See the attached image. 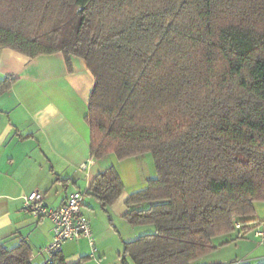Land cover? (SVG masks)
Instances as JSON below:
<instances>
[{
	"label": "trees",
	"instance_id": "16d2710c",
	"mask_svg": "<svg viewBox=\"0 0 264 264\" xmlns=\"http://www.w3.org/2000/svg\"><path fill=\"white\" fill-rule=\"evenodd\" d=\"M0 49L84 60L91 157L151 155L156 177L122 218L153 231L124 242L121 264H194L215 238L253 228L264 202V0H0ZM122 191L110 166L85 194L106 211ZM30 259L26 242L0 243V264ZM52 264H66L61 253Z\"/></svg>",
	"mask_w": 264,
	"mask_h": 264
},
{
	"label": "crops",
	"instance_id": "0c3cea01",
	"mask_svg": "<svg viewBox=\"0 0 264 264\" xmlns=\"http://www.w3.org/2000/svg\"><path fill=\"white\" fill-rule=\"evenodd\" d=\"M6 78L14 82L0 94V243L10 249L24 241L31 250L30 263L43 264L45 257L39 251L51 242L52 225L23 212L24 196L38 192L45 205L57 208L73 192H86L97 174L113 166L123 183L121 195L103 211L92 195L85 194L83 213L90 202L107 215L113 210L123 219L126 199L145 188L148 180L140 174V157L120 162L113 154L99 160L91 157L84 117L94 79L84 60L72 56L67 62L61 53L30 59L0 49V82ZM83 164L85 170L80 169ZM254 210L255 222L264 221V204L255 203ZM146 227L150 226L134 227L128 233L132 239L119 236L115 244L111 230L94 225V257L85 239L66 242L61 255L66 264L82 258L86 259L83 264H121L124 242L138 237ZM235 238V234L215 238L214 251L194 264L264 262V246L251 233Z\"/></svg>",
	"mask_w": 264,
	"mask_h": 264
},
{
	"label": "built area",
	"instance_id": "2783aa9c",
	"mask_svg": "<svg viewBox=\"0 0 264 264\" xmlns=\"http://www.w3.org/2000/svg\"><path fill=\"white\" fill-rule=\"evenodd\" d=\"M80 169L85 170L86 165L83 164ZM84 195L85 192L75 191L57 208L45 205L43 196L38 192L23 197L24 213L49 220L52 225L51 242L39 251V255L45 257L43 264H52L54 256L61 253L62 246L68 241L85 239L91 249V256L94 257L96 254L97 248L91 225L83 213ZM233 226L239 229L241 223L234 221ZM249 233L260 246H264V221L255 222Z\"/></svg>",
	"mask_w": 264,
	"mask_h": 264
},
{
	"label": "rangeland",
	"instance_id": "374dc122",
	"mask_svg": "<svg viewBox=\"0 0 264 264\" xmlns=\"http://www.w3.org/2000/svg\"><path fill=\"white\" fill-rule=\"evenodd\" d=\"M139 160V168H140V174L143 177L144 180L153 179L156 177V172L154 168V163L152 160V157L150 154H146L138 158ZM256 203H263L264 202H256ZM85 215H87L91 226H94L98 229H109L111 230L114 239L115 244L118 243L119 236L122 237L125 240L132 239L130 235H128L129 232L134 230V226L129 225L124 219H121L115 215L113 210H110V215H107L102 210H100L98 207H94L92 203H88L85 207ZM239 219H236L234 221H237ZM147 229L143 230L142 232H139L136 235H140L143 233H150L153 231V227H146ZM112 242V243H114Z\"/></svg>",
	"mask_w": 264,
	"mask_h": 264
}]
</instances>
